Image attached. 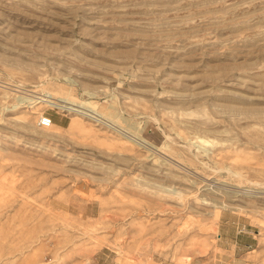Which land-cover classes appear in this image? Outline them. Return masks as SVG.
Segmentation results:
<instances>
[{"label": "rangeland", "instance_id": "374dc122", "mask_svg": "<svg viewBox=\"0 0 264 264\" xmlns=\"http://www.w3.org/2000/svg\"><path fill=\"white\" fill-rule=\"evenodd\" d=\"M0 81V264H264V0H0Z\"/></svg>", "mask_w": 264, "mask_h": 264}, {"label": "bare ground", "instance_id": "6f19581e", "mask_svg": "<svg viewBox=\"0 0 264 264\" xmlns=\"http://www.w3.org/2000/svg\"><path fill=\"white\" fill-rule=\"evenodd\" d=\"M5 83H9V82H5ZM43 88L44 89H43L42 94L39 95V96H35V99H31L30 97H27L25 95H19L18 97H15V102L11 105V107L19 108V107H21L20 106L21 104L26 105V104H29V103H33L35 101H37V102L38 101H42V102H46L48 104L57 106V107H59L61 109L73 110V111H75V113H78V114H81V115H84V116H89V117H91V118H93L95 120H99L101 122L103 121V119L107 118L106 116H109V117L116 116V112L114 111V107H111V108L108 107L109 111L106 112V114H104L103 112L98 111L95 108V101H93V100H88L87 99V100H79V101L75 102L72 99H70L69 96H67V95H64V94L63 95H57L56 92L47 90L45 86ZM0 89H2V91H4V93L13 92L12 91L13 88L4 85L2 83V81H0ZM73 105H76L77 107H74ZM4 108L7 109V105L4 106ZM49 127H55V123L52 122V124ZM70 127L72 129H76V130L80 131L81 133L97 135V132L95 130H93L92 128L86 126L82 122V120H80V119L79 120L78 119H73L70 122ZM125 137H127V139L129 141L134 142L135 144L139 143V142H137L135 140L134 136L133 137L132 136H130V137L129 136H125ZM195 138H196L195 142L196 141H199V142H202V143L207 142V140H205V139H203V138H201L199 136H195ZM141 142L143 143V141H141ZM215 207L217 209H219V208H221L223 206H219L216 203ZM219 210H217V211L219 212Z\"/></svg>", "mask_w": 264, "mask_h": 264}, {"label": "built area", "instance_id": "2783aa9c", "mask_svg": "<svg viewBox=\"0 0 264 264\" xmlns=\"http://www.w3.org/2000/svg\"><path fill=\"white\" fill-rule=\"evenodd\" d=\"M53 122V118L45 113H40L37 117V125L43 128L49 127Z\"/></svg>", "mask_w": 264, "mask_h": 264}]
</instances>
